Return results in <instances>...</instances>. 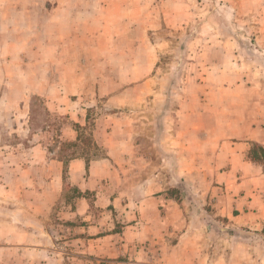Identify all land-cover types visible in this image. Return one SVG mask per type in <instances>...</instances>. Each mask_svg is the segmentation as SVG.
Returning a JSON list of instances; mask_svg holds the SVG:
<instances>
[{"label": "rangeland", "instance_id": "obj_1", "mask_svg": "<svg viewBox=\"0 0 264 264\" xmlns=\"http://www.w3.org/2000/svg\"><path fill=\"white\" fill-rule=\"evenodd\" d=\"M120 125L140 147L112 159L120 173L104 183L121 195L122 180L137 193L155 173L162 195L195 206L227 186L221 149L237 143L264 175V0H0V264L76 263L62 202L36 200L56 187L23 169L106 158L99 141ZM191 125L202 136L186 137ZM66 173L57 196H97ZM202 209L208 243L264 247V230Z\"/></svg>", "mask_w": 264, "mask_h": 264}, {"label": "crops", "instance_id": "obj_2", "mask_svg": "<svg viewBox=\"0 0 264 264\" xmlns=\"http://www.w3.org/2000/svg\"><path fill=\"white\" fill-rule=\"evenodd\" d=\"M122 128L117 126L114 135H106L99 141L108 151L106 158L89 163L84 159L70 160L66 164L61 161L34 162L23 169L25 175L33 174L34 168L42 170L41 186L56 187V196H36V200L62 202L60 219L69 223L66 226L70 234L67 243L75 248L72 250L75 264L261 263L264 259L262 245L251 250V243L243 242L238 247L249 250L243 256H235L234 251H225L227 247L220 242L226 240H218L215 246L208 243V224L203 220L202 207L211 202L216 216L228 219L232 227L249 228L253 232L264 230V175L259 166L248 159L250 143L222 146L221 152H227L230 169L228 173L218 174L217 179L227 186H223L222 193L214 189L216 196H209L201 189L197 196H192L194 206L188 198L177 201L162 195L170 185L169 182L161 184L155 173L147 182L143 179L137 193L131 190V180H122L127 196L104 183L119 176L120 171L112 165V159L118 158L119 153V159L125 155L132 157L140 150V147H134L130 130ZM203 129L194 130L191 125L184 135L199 137ZM100 133L105 134L103 130ZM170 134L174 138L180 135L177 131ZM223 134L226 135L224 131ZM186 144L185 139L183 145ZM170 146L173 145L167 149L172 151ZM65 170L80 193L97 192V196H76L71 203V198L57 196V191L65 185ZM119 224H122L120 230L115 231ZM227 242L229 248L236 249L238 243L235 240ZM208 248L210 253L206 252ZM120 257L125 261H118Z\"/></svg>", "mask_w": 264, "mask_h": 264}]
</instances>
